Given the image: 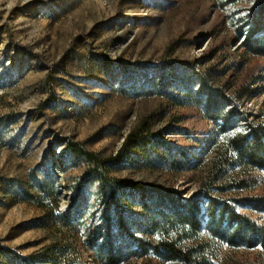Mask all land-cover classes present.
Returning <instances> with one entry per match:
<instances>
[{"label": "rangeland", "instance_id": "374dc122", "mask_svg": "<svg viewBox=\"0 0 264 264\" xmlns=\"http://www.w3.org/2000/svg\"><path fill=\"white\" fill-rule=\"evenodd\" d=\"M260 2L0 0V264H103L98 246L126 238L117 222L110 221L109 235L105 230L106 213L114 216L120 203L105 202L97 184L82 185L86 164L66 146L80 142L113 156L134 128L151 134L149 161L130 152L133 161L109 175L145 188L149 197H139L148 204L173 193L174 206L163 210L198 199L199 236L209 238L207 199L196 192L217 129L184 85L187 76L197 85L196 74H205L209 86L231 97L223 111L232 109V120L255 118L264 101V58L236 47L234 28L246 27ZM248 88L252 94L238 95ZM179 151L194 155L195 165L173 167L169 159L178 160ZM253 175L248 189L210 193H264V170ZM121 207L131 219L145 215L136 203ZM237 209L264 220V212ZM212 240L213 264H264L260 248ZM122 264L182 263L149 252Z\"/></svg>", "mask_w": 264, "mask_h": 264}, {"label": "trees", "instance_id": "16d2710c", "mask_svg": "<svg viewBox=\"0 0 264 264\" xmlns=\"http://www.w3.org/2000/svg\"><path fill=\"white\" fill-rule=\"evenodd\" d=\"M230 1L233 0H215L220 7ZM245 25L246 27L234 28L235 38H241L236 47L245 54L264 58V0H261ZM196 75L199 78L197 85H189L191 78L187 76L185 95L197 104L203 102L205 116L217 129L216 135L209 141L214 155L208 173L196 192V195L207 199L208 239L199 236L202 208L198 199L191 198L182 202L181 210H163L167 205L174 206L173 193L161 192V198L156 200L150 197L148 204L139 197L148 196L149 192L145 188L109 175L118 166L133 161L134 156L130 152H143L145 161H149L146 156L147 146L152 138L148 129L131 130L117 153L108 157L88 150L83 143L67 142V150L86 164V170L80 177L82 185L97 184L98 193L105 202L110 197L109 201L113 204L120 203L114 216L106 213L104 220L106 226H109L105 230L109 235L110 221L117 222L123 226L126 238L117 243L98 246L97 256L103 264H122L130 257L149 252L164 260L182 264H213L211 255L216 247L212 239L217 238L225 240L229 245L243 244L250 249L257 247L264 250V220L257 222L251 215L237 209L241 207L264 212V193L225 199L210 193V189H217L218 193L248 189L255 183L253 170H264V101L255 118L240 121L234 120L233 117L232 120L233 110L230 109L226 113L223 111L228 109L231 97L222 95L217 89L209 86L205 74ZM253 91L248 88L246 93H237L250 95ZM199 96H203L205 100L201 101ZM219 121L220 123H217ZM239 124L241 128H236ZM217 134H221L219 140ZM176 155L178 160L169 159L173 167L182 169L187 165L190 169L191 165H195L194 155L189 156L184 151H179ZM235 165L240 167L239 173L229 177L226 170ZM122 194L125 196L123 199ZM122 202L131 206L136 203L145 214L144 217L131 219L133 217L130 218L121 207ZM75 203L78 205L81 202L77 200ZM111 234L113 235V232H110Z\"/></svg>", "mask_w": 264, "mask_h": 264}]
</instances>
